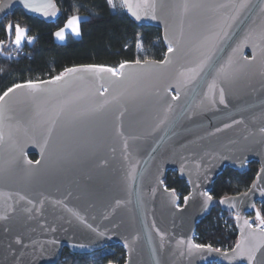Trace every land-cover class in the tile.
<instances>
[{"label": "water", "instance_id": "obj_1", "mask_svg": "<svg viewBox=\"0 0 264 264\" xmlns=\"http://www.w3.org/2000/svg\"><path fill=\"white\" fill-rule=\"evenodd\" d=\"M51 2L56 15L44 17L24 9L19 0H4L7 7L0 11V22L15 9L54 22L60 10ZM142 2L130 0L134 7ZM154 2L156 20L143 17V9L139 21L124 10L137 25L159 29L166 48L169 42L178 48L170 54V64L155 61L140 68L128 62L130 66L123 70L126 78L119 83L101 73L102 79L71 78L62 83V91L45 92L32 101L25 100L20 90L9 99L0 121V216L9 217L0 221V264H57L64 248L89 253L114 245L123 248L124 264H229L224 251L189 254L188 241L195 243L197 223L216 203L213 198L205 207L203 193L210 194L224 168L241 172L256 162L259 169L249 188L217 201L222 211L233 214L237 231L233 247L251 231L244 221L252 225L256 203L264 201V132L260 131L264 128V41L254 39L238 46L247 30L255 27L253 20L257 24L264 20L260 0H252L257 7L241 14L243 23L238 21L239 26L229 30L231 38L221 44L216 67L231 56L235 74L228 80L217 79L214 88L209 86L215 71L202 73L187 85L183 81L190 74L181 77L180 73L198 63L205 49L198 50L196 44L207 29L233 14L231 8L219 7L230 0H187L206 5L187 13L181 7L186 0ZM253 45H257L255 58ZM105 87L108 92L101 96ZM221 89L227 106L219 103ZM177 93L179 98L173 100ZM82 112L89 115L80 117ZM234 120L241 123L233 124ZM49 127H53L50 137ZM169 171H175L189 188L188 202L181 206L178 196L164 186ZM256 226L253 236L264 240V232ZM157 232L165 237L163 248ZM16 237L28 247L16 245ZM53 240L57 243H50Z\"/></svg>", "mask_w": 264, "mask_h": 264}, {"label": "trees", "instance_id": "obj_2", "mask_svg": "<svg viewBox=\"0 0 264 264\" xmlns=\"http://www.w3.org/2000/svg\"><path fill=\"white\" fill-rule=\"evenodd\" d=\"M60 10L54 22L25 14L15 9L0 22V40L5 41L6 49L0 54V94L13 83L29 80H47L59 75L65 68L78 65H103L118 68L121 62H134L136 59L160 61L167 48L161 39L159 29L152 26H139L131 20L125 10L119 6L115 11L109 8L107 0H54ZM81 15V35L70 37L65 43L54 39V31L62 26L69 16ZM12 22L27 29V35L35 39L31 44L23 42L22 49L14 52L11 38L3 28ZM142 47L137 48V41ZM11 56V59H9ZM33 161L34 154L29 155ZM256 162L247 164L239 172L229 167L218 175L213 182L210 195L216 200L208 209L207 215L197 223L193 240L197 244L211 245L222 251L230 250L236 240L237 231L233 214L222 211L217 201L226 196L246 191L257 174ZM164 186L172 190L179 198V205L188 196L186 182L175 171H169L163 181ZM258 211L264 216V201L256 203ZM253 219V214L248 213ZM258 221L252 220L256 226ZM125 252L119 245L93 250L89 253H73L62 249L57 264H124ZM217 264V263H207Z\"/></svg>", "mask_w": 264, "mask_h": 264}, {"label": "snow or ice", "instance_id": "obj_3", "mask_svg": "<svg viewBox=\"0 0 264 264\" xmlns=\"http://www.w3.org/2000/svg\"><path fill=\"white\" fill-rule=\"evenodd\" d=\"M19 3L23 5L24 9H27L30 12L33 13H39L40 15L44 17L48 16H55L56 11L55 5L51 2V0H19ZM117 3L119 6L123 9H126L128 13H130L137 21L142 19L141 9H143V17L156 20V4L154 0H143L142 4H137L135 7L130 3V0H107V4L109 8H111L113 11H115L117 7ZM7 5L4 3V0H0V11H2ZM184 13H187L190 8H201L206 7V5L202 3H189L186 2L181 5ZM220 8H231L233 10V14L230 16H226L222 18L219 22L213 23L208 29L207 33L203 35L202 39L196 44V48L199 49H205V51L201 52V58L199 59L198 63L194 67L188 68L187 73L181 72L180 76L184 77L186 74H190V78L187 80H184L183 83L187 85L188 83H191L194 81L198 76H200L202 73H209L211 74L213 71H215V77L213 79V83L209 86L210 88H214L216 84L217 79L223 78L224 80L231 79L232 76L235 74V71L232 70V57L229 56L227 61L224 64H221L219 68L216 67V61L215 56L219 51H222L221 44L223 42H226V40L231 38L229 30L232 29L234 26L238 27L239 24L237 23L240 21V16L245 10H251L254 7H257V5L252 4V0H230L229 4H221L219 5ZM259 11L261 14H264V0H260ZM80 23L81 18L77 15H72L67 22L65 23L64 27L59 28L57 31L53 33L55 38L58 41H64L66 38V32L70 30L71 34L73 36H80L81 30H80ZM240 23H243V21H240ZM253 24L255 27H250L245 36L244 39L241 41V44L238 46L239 48H242L245 46L249 41L258 39L260 41H264V20H262L259 24L256 23L255 20H253ZM191 27V25H190ZM4 33L11 38L13 36L14 32V39H11V44L15 46V50L19 52L22 49L23 42L27 41L28 44H31L33 40L35 39L32 36L27 35V29L21 27L19 24L13 25L10 22L6 24L3 28ZM167 34V29H166ZM179 41H177V44ZM137 48H141L142 45L138 39L137 41ZM257 45H253L254 47V57L255 58V48ZM5 41L0 40V54H3L4 50L6 49ZM238 49H233V51H237ZM178 51V48L175 47L171 42H169V46L167 48V52L165 53V60L159 61L158 63L161 65L170 64L172 62L170 54H175ZM9 59H11V56H9ZM157 63L155 61H150L148 59H144L143 61L140 59H136L134 61V64L136 66H140V68H144L145 66L149 64ZM130 65L128 62H121L118 66V68L103 66V65H82L79 67H71V68H65L59 75H56L52 77L50 80H39V81H26L23 83H13L10 87L6 88L0 94V121L4 118V114L6 111H8V102L11 96H14L17 94V90H20V94L24 97L25 100L32 101L35 100L39 95L45 92H58L62 91V83H67V81L71 78L76 79H83L85 76H91L96 79H102L103 77L100 75L101 73H107L110 74L111 77H114L115 80L113 83H119L123 81L126 78V73L123 71L124 69L128 68ZM140 73H138L139 75ZM46 86V87H42ZM51 86V87H47ZM26 90V91H25ZM108 92V88L105 87L103 91H101L99 94L101 96H104L105 93ZM179 98V94L173 95L172 99L177 100ZM215 102L214 100L212 101ZM219 103L225 104V94L223 89L220 91L219 95ZM225 106H227L225 104ZM103 108V104L99 106L95 111H100ZM171 108V105H169V109ZM89 115L87 112H82L79 114L80 117H85ZM56 123L55 120L52 121V125L54 126ZM161 123H164L162 120ZM241 123V121H233V124ZM225 128L231 127V125L225 124ZM53 131V127L48 128V136L50 137ZM221 129L217 128L216 132H220ZM261 132H264V128L260 129ZM3 140V134L0 132V141ZM47 137L45 138L43 145H42V151L43 148L47 146ZM29 164H32L33 162L31 160L28 161ZM36 164H39L40 161H36ZM264 171V170H262ZM260 174L258 173V176ZM167 191V189H165ZM204 196L207 197V200L205 201V207H207V201H211L213 197L208 193L204 192ZM246 195V194H245ZM261 195L264 196V191L261 192ZM173 197H175V193L173 192ZM25 198L23 196L20 197V200H24ZM189 197H184L185 203L188 202ZM225 200H221V203L223 204ZM31 203V201H29ZM43 203V202H41ZM56 203H60L57 201ZM120 203L119 201L117 202ZM232 207V205H229ZM29 213L32 212V209H26ZM40 209L36 208V212H39ZM77 217V219H80L81 223H83V219L79 216L78 213H73ZM239 219V215L236 217ZM8 215L0 216V221L8 220ZM256 221H258L257 228H259L262 232H264V216L261 215L259 211L256 213ZM244 224L251 230L247 236H242L240 240L237 241V244L235 247L231 249L232 255L229 256L227 251H224L222 253V250L220 248H213L211 245H203V244H197L193 243L191 240L188 241V248L187 251L189 254L195 250L196 252H215V253H222V255L228 259L229 264H232L235 260H243L246 261V264H264V240L256 241V238L253 236V232L256 230L253 228V225L249 224L247 220L244 221ZM5 232L8 231V228L5 227ZM55 231V229H53ZM92 231H96V229H92ZM243 232V229H241ZM100 236H103V233H97ZM157 235L160 236L161 240V248L164 247V240L165 237L163 234L157 232ZM255 241V242H253ZM16 245H20L23 248H27L28 245L25 244L20 237H16L13 241ZM50 243L56 244L57 241L53 240ZM181 245L184 244V241H179ZM125 248L128 247V244L126 243ZM70 247L72 248H83L85 247L83 244H71ZM183 255V253H181ZM259 254V255H258Z\"/></svg>", "mask_w": 264, "mask_h": 264}, {"label": "rangeland", "instance_id": "obj_4", "mask_svg": "<svg viewBox=\"0 0 264 264\" xmlns=\"http://www.w3.org/2000/svg\"><path fill=\"white\" fill-rule=\"evenodd\" d=\"M75 15L79 16V17L81 18V20L83 19V17H82L81 15H78V14H75ZM70 17H71V16H69L68 19H69ZM68 19H67V20H68ZM67 20L65 21V23L67 22ZM65 23H64L62 26H60L59 28L64 27ZM59 28H57L55 31H57ZM55 31H54V32H55ZM70 37H72V38H79L80 36H78V37H77V36H73V35L71 34L70 30H69V31L66 32V38H65L64 41H58V40L55 38V36H54V39H55V41L58 42V43H65ZM13 39H14V37H13ZM14 47H15V46H14ZM14 52L16 53L17 51L15 50Z\"/></svg>", "mask_w": 264, "mask_h": 264}, {"label": "built area", "instance_id": "obj_5", "mask_svg": "<svg viewBox=\"0 0 264 264\" xmlns=\"http://www.w3.org/2000/svg\"><path fill=\"white\" fill-rule=\"evenodd\" d=\"M234 218V217H233Z\"/></svg>", "mask_w": 264, "mask_h": 264}]
</instances>
